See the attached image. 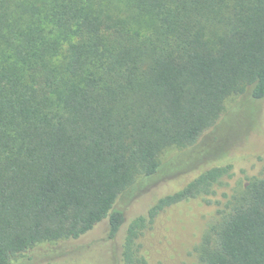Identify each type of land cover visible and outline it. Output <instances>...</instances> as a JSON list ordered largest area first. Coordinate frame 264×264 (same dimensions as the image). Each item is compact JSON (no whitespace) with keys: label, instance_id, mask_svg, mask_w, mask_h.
Wrapping results in <instances>:
<instances>
[{"label":"trees","instance_id":"16d2710c","mask_svg":"<svg viewBox=\"0 0 264 264\" xmlns=\"http://www.w3.org/2000/svg\"><path fill=\"white\" fill-rule=\"evenodd\" d=\"M247 92L264 99V0H0V264L104 221L117 263L144 264L158 215L233 175L219 164L171 186L163 157ZM140 180L154 183L132 201L157 193L130 221L117 205ZM194 251L264 264V177L228 196Z\"/></svg>","mask_w":264,"mask_h":264},{"label":"rangeland","instance_id":"374dc122","mask_svg":"<svg viewBox=\"0 0 264 264\" xmlns=\"http://www.w3.org/2000/svg\"><path fill=\"white\" fill-rule=\"evenodd\" d=\"M163 160L168 170L164 179L175 187L186 186L219 164H233L232 177H225L211 196L167 208L137 242L144 264H197L194 249L228 196L243 189L250 178L264 177V99L253 100L248 92L231 96L216 125L196 146L170 149ZM139 182L117 205V209L127 208L130 221L149 207L151 196L157 193L155 187L148 188L132 201L141 187L154 183ZM108 231L104 221L78 240L38 244L13 264H118L117 247L107 239ZM123 238L121 231L117 241Z\"/></svg>","mask_w":264,"mask_h":264}]
</instances>
